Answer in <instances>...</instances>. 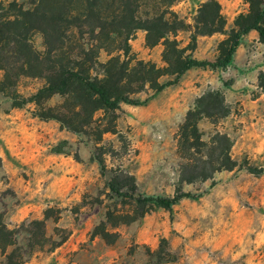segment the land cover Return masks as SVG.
<instances>
[{"label": "rangeland", "instance_id": "obj_1", "mask_svg": "<svg viewBox=\"0 0 264 264\" xmlns=\"http://www.w3.org/2000/svg\"><path fill=\"white\" fill-rule=\"evenodd\" d=\"M7 1L27 5L30 0H0ZM210 1L220 5L228 33L250 10L246 0H178L171 10L185 24L176 36L182 48H191L201 8ZM146 38L147 32L136 33L130 55L166 67L163 42L149 46ZM227 38L221 33L200 36L188 54L214 61ZM34 44L44 51L41 35ZM112 56L102 52L101 61ZM262 74L264 43L253 31L226 70L193 68L147 104L123 105L117 112V132L99 143L35 117L32 104L21 106L0 95V216L13 234V243L0 247V264H264ZM170 80L164 76L160 82ZM43 84L22 78L17 91L29 98ZM217 90L224 93L230 113L216 124L201 122L203 139L210 143L203 155L215 161L218 154L211 143L217 131L227 133L239 166L202 180L201 171L195 176L183 170L178 131L196 101ZM153 93L147 88L135 98L142 101ZM61 102L55 97L47 104ZM63 142L65 153H55ZM249 167L263 173L254 175ZM193 176V183L183 182ZM113 182L130 195L136 184L143 196L172 198L182 190L193 198L138 217L139 205L112 193Z\"/></svg>", "mask_w": 264, "mask_h": 264}, {"label": "trees", "instance_id": "obj_2", "mask_svg": "<svg viewBox=\"0 0 264 264\" xmlns=\"http://www.w3.org/2000/svg\"><path fill=\"white\" fill-rule=\"evenodd\" d=\"M150 1L152 4L150 5ZM178 0H30L27 5L17 1L0 2V95L9 96L21 106H35L33 115L44 121H56L62 128L76 134H85L99 143L108 133L117 132V112L123 105L143 106L168 87L179 83L182 76L193 68L226 70L233 63L242 40L257 32L264 43V0H246L250 5L247 14L240 15L228 33L220 5L210 1L202 6L191 48H182L176 39L185 24L172 12ZM149 6L150 10H146ZM147 32V44L163 42L166 67L138 61L130 55V41L138 31ZM221 33L228 36L222 43L221 53L214 60H198L188 54L194 51L200 36ZM41 35L44 51L34 44ZM102 52L110 57L101 61ZM164 76L171 77L161 83ZM22 78L44 81L41 88L29 98L17 91ZM264 90V74L260 77ZM147 88L153 95L145 100L135 98ZM55 97L60 104L49 106ZM230 109L224 93L208 92L199 98L179 127L178 150L186 163L183 170L193 175L202 172V180L212 179L213 173L233 171L239 164L231 155L233 141L227 133L216 132L213 150L218 157L205 160L203 150L210 146L203 139L200 124L204 119L216 124L227 117ZM215 144V145H214ZM63 142L54 149L64 154ZM217 145V146H216ZM200 154V158H193ZM103 165V160H99ZM215 168L207 174L210 165ZM254 175L262 170L249 167ZM195 175V176H196ZM185 178L193 183L197 178ZM111 183L110 190L117 197H129L141 209L138 217L157 209L171 210L192 194L179 190L172 198L137 194L133 184L131 195ZM134 195H138L135 198ZM110 221V219H109ZM13 243V234L0 216V247Z\"/></svg>", "mask_w": 264, "mask_h": 264}]
</instances>
